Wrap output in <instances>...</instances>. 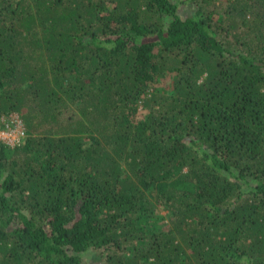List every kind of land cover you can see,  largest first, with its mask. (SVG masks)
<instances>
[{"label": "trees", "instance_id": "16d2710c", "mask_svg": "<svg viewBox=\"0 0 264 264\" xmlns=\"http://www.w3.org/2000/svg\"><path fill=\"white\" fill-rule=\"evenodd\" d=\"M179 1L0 0V264H264V0Z\"/></svg>", "mask_w": 264, "mask_h": 264}, {"label": "built area", "instance_id": "2783aa9c", "mask_svg": "<svg viewBox=\"0 0 264 264\" xmlns=\"http://www.w3.org/2000/svg\"><path fill=\"white\" fill-rule=\"evenodd\" d=\"M8 120L10 121H4V124L0 126V141L13 146L20 144L25 139V128L22 120L16 115L15 117L10 115Z\"/></svg>", "mask_w": 264, "mask_h": 264}, {"label": "rangeland", "instance_id": "374dc122", "mask_svg": "<svg viewBox=\"0 0 264 264\" xmlns=\"http://www.w3.org/2000/svg\"><path fill=\"white\" fill-rule=\"evenodd\" d=\"M179 2H180L179 4H181L182 0H180ZM182 4H187V3L186 2H182ZM194 8L195 7H193V6H189L188 7L186 5H182L181 6V11H180L181 16L188 15V12H192L194 10ZM142 114H144V112H142ZM13 115L15 117L16 114H13ZM16 116H18V115H16ZM9 117L10 116H3L1 118V121L3 122V124H4V121H10V120H8ZM14 120H16V119H14ZM163 214H165V213H163ZM84 261H85L86 264H93L92 260H91V257L89 255H86L84 257Z\"/></svg>", "mask_w": 264, "mask_h": 264}]
</instances>
